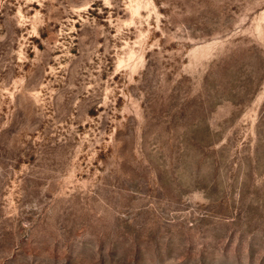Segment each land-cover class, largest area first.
<instances>
[{"label":"rangeland","instance_id":"obj_1","mask_svg":"<svg viewBox=\"0 0 264 264\" xmlns=\"http://www.w3.org/2000/svg\"><path fill=\"white\" fill-rule=\"evenodd\" d=\"M0 264H264V0H0Z\"/></svg>","mask_w":264,"mask_h":264}]
</instances>
